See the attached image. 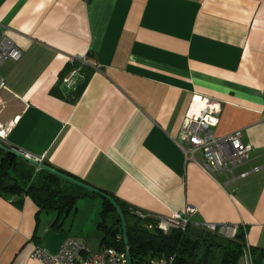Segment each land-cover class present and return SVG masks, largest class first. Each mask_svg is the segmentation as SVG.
Returning a JSON list of instances; mask_svg holds the SVG:
<instances>
[{
    "label": "crops",
    "instance_id": "crops-1",
    "mask_svg": "<svg viewBox=\"0 0 264 264\" xmlns=\"http://www.w3.org/2000/svg\"><path fill=\"white\" fill-rule=\"evenodd\" d=\"M0 29L22 52L0 67L5 147L138 216L193 206L192 224L244 229L253 263L264 264V0H0ZM73 58L85 63L81 93L52 96ZM195 95L220 107L215 137L241 131L251 146L233 171L246 178L185 160L181 129ZM101 210V197L60 212L0 194V264H42L35 247L54 254L67 237L101 249Z\"/></svg>",
    "mask_w": 264,
    "mask_h": 264
},
{
    "label": "trees",
    "instance_id": "trees-1",
    "mask_svg": "<svg viewBox=\"0 0 264 264\" xmlns=\"http://www.w3.org/2000/svg\"><path fill=\"white\" fill-rule=\"evenodd\" d=\"M69 64L70 69L78 66L76 60ZM86 79L87 76L82 69L74 90L66 92L63 84L60 83L51 90L50 94L61 99L73 100L81 93ZM92 190L96 189L74 176L48 166L43 165L36 172L34 166L28 161L0 149V194L28 196L40 210L69 212L81 198L101 197ZM97 191L105 194L114 202L123 219L122 225L121 218L113 204L101 197L102 210L98 229L103 234L102 248L123 249L127 246L132 264H140L161 255L166 257L175 255L174 264H208L202 259L196 262L197 253L201 247L219 250L222 255L220 264H236L241 261L245 249L243 232H239L234 239L226 241L216 234V236L195 235L191 231V229H196L194 227H189L184 232L173 230L167 234L157 230L149 231L145 227L148 223H153V220L148 218L141 220L137 216L135 218L136 214L132 208L101 190ZM252 264H254L253 260Z\"/></svg>",
    "mask_w": 264,
    "mask_h": 264
},
{
    "label": "built area",
    "instance_id": "built-area-1",
    "mask_svg": "<svg viewBox=\"0 0 264 264\" xmlns=\"http://www.w3.org/2000/svg\"><path fill=\"white\" fill-rule=\"evenodd\" d=\"M22 57L21 50L13 44L6 36L4 30L0 29V67L6 63L18 62ZM80 66L74 68L69 75L63 79L64 87L71 88L79 78L81 68L84 63L83 58H73ZM4 87V82L0 78V89ZM220 107L201 96L191 98L189 108L186 112L184 123L181 129L182 143L179 148L182 151L186 161L196 163L200 169L210 175L217 172L229 173L232 180L244 179L250 172H242L238 176L233 175V171L243 166L249 160L251 146L244 144L241 140V131H235L222 137H215L212 129L218 124V114ZM10 124H0V143L5 145L8 134L11 131ZM24 159L37 164L38 170L41 167L43 159L19 151ZM196 155H200V161H197ZM258 171L255 168L253 172ZM196 213L193 206H187L183 211L174 214L171 217H150L153 223H148L146 229L149 231H159L167 234L173 230L184 232L189 227L215 233L232 240L239 232L245 233V230L237 226L215 225V224H192L190 218ZM31 258L42 264H132L127 246L123 249L106 247L91 252L82 242L73 237H67L61 244L58 251L54 254L48 253L43 248L36 246L31 254ZM243 259L245 264H252L250 249L245 246ZM175 255L157 256L148 259L140 264H174Z\"/></svg>",
    "mask_w": 264,
    "mask_h": 264
},
{
    "label": "rangeland",
    "instance_id": "rangeland-1",
    "mask_svg": "<svg viewBox=\"0 0 264 264\" xmlns=\"http://www.w3.org/2000/svg\"><path fill=\"white\" fill-rule=\"evenodd\" d=\"M76 83H77V80H76ZM76 83L75 85H73V87L71 88H75L76 86ZM71 88H67V87H64V89H71ZM139 217L138 215H134V217L136 218ZM141 220H143V218H141ZM191 231H193L192 233L195 234V235H201V234H207V235H215V233H210V232H202L200 230H196V229H191ZM218 237H220L221 239L223 240H226V241H229L228 239H225L224 237H221L220 235L216 234ZM215 235V236H216ZM221 258H222V255H221V252L215 248H211V249H205L203 247H201L197 253V260L196 262L199 260V259H202L203 261H206L208 264H220L221 262ZM236 264H245L244 263V259H243V256L241 258V261L240 262H237Z\"/></svg>",
    "mask_w": 264,
    "mask_h": 264
},
{
    "label": "water",
    "instance_id": "water-1",
    "mask_svg": "<svg viewBox=\"0 0 264 264\" xmlns=\"http://www.w3.org/2000/svg\"><path fill=\"white\" fill-rule=\"evenodd\" d=\"M0 149L5 150V151H8V152H11V153L14 154L16 157H19V158L24 159V157L21 155V153L19 152V150H17L16 148H13V147H11V148H7V147H5L4 145L0 144ZM24 160H26V159H24ZM26 161L32 163V162L29 161V160H26ZM54 173H56V172H54ZM56 174H58V173H56ZM58 175H60V174H58ZM60 176H62V175H60ZM63 177H64V176H63ZM65 178H66V177H65ZM66 179H68V180H70V181H73V180H71V179H69V178H66ZM73 182H74V181H73ZM92 191L95 192V193H98L101 197L108 199V200L113 204L115 210L117 211L118 215H119L120 218H121L122 225H123V219H122L121 213L119 212L118 207L114 204V202H113L108 196H106L105 194H102V193H100V192L97 191V190H92ZM1 196H2L4 199L8 200V201L11 200V196H6L5 194H1Z\"/></svg>",
    "mask_w": 264,
    "mask_h": 264
}]
</instances>
